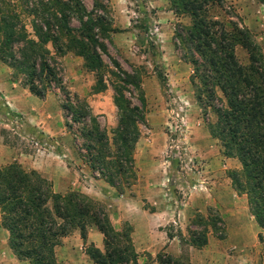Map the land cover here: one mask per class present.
Instances as JSON below:
<instances>
[{"label":"trees","instance_id":"16d2710c","mask_svg":"<svg viewBox=\"0 0 264 264\" xmlns=\"http://www.w3.org/2000/svg\"><path fill=\"white\" fill-rule=\"evenodd\" d=\"M23 1L22 11L32 16L30 34L14 10L8 11L12 3L0 0V63L21 77V85L32 97L43 100L46 93L58 91L62 98L60 109L68 115L69 123L65 120L64 126L68 129L71 124L77 126L75 131L80 143L76 141V147L81 163L93 177L113 188L118 196L122 195L137 180L133 151L139 140L138 125L144 124L140 71L134 68L130 73L122 71L107 54L104 42L110 44L111 21L96 0H92L89 12L80 0H20V3ZM164 1L174 16L189 20L188 26L180 27L182 31L176 32L175 37L183 49L185 59L182 60L191 66L189 82L194 101L201 111L213 114L214 121L206 129L211 138L218 140L222 155L239 162L240 169L229 170L227 177L234 193L245 196L249 215L264 231V57L261 50L247 29L230 20L233 16L222 11L227 20L218 18L223 0ZM96 10H102V14H96ZM71 20L77 27L70 26ZM236 47L245 53V64L237 59ZM67 52L78 56L83 68L94 74V93L105 89L103 72L106 69L111 102L116 110L110 138L87 104L70 95L64 87L57 57ZM102 55L107 56L111 67L103 63ZM125 93L133 95L138 105L132 104ZM142 202V208L146 209ZM194 214L189 223L198 222L200 229L188 230L186 245L203 247L209 223L217 238H223L224 230L213 224L215 217L203 223L200 215ZM0 223L7 232L11 253L28 264H58L54 248L60 245L61 239L76 230L84 241L88 227H94L101 234L103 244L102 251L92 245L85 249L90 262L136 264L127 223L115 230L106 209L98 202L75 190L53 192L47 179L36 171H24L17 163L0 167ZM165 234L169 239L174 236ZM257 237L261 241L260 233ZM155 263L189 264L187 260L164 253L155 255Z\"/></svg>","mask_w":264,"mask_h":264},{"label":"rangeland","instance_id":"374dc122","mask_svg":"<svg viewBox=\"0 0 264 264\" xmlns=\"http://www.w3.org/2000/svg\"><path fill=\"white\" fill-rule=\"evenodd\" d=\"M8 1L12 3L8 11L14 10L25 26L26 33L30 34L32 16L22 11L24 1L23 3H20V0ZM96 1L104 8L106 17L111 21L110 44L104 42L107 54L117 62L122 71L130 73L133 68L140 71L144 94V124L138 125L139 140L133 151L134 172L137 180L134 187L124 192L131 194L134 190L135 194H140L142 187L140 184H144L143 178L146 176L147 184L149 182L153 186L150 190L155 193L152 195L153 199L164 197L163 194H169L172 189L173 195L170 193V197L177 201V207H181L179 201L190 200L192 203L185 218L183 214V219L179 218L177 221L175 219L174 224L153 218L149 221L152 226L147 228V234L144 235L145 232L142 234L140 228L135 229L133 236L135 241L132 242V247L136 254V261L138 264H156L155 255L157 253L170 254L174 249L177 251L178 244L167 242L165 232L177 237L179 231L181 242L178 237L177 239L182 244L181 246L186 248L184 244L187 243L188 230L200 229L198 222L189 223L194 213L197 212L201 221H204L203 223L209 217H215L217 220L213 224L216 228L224 230L223 237H225L226 221L230 224L238 220L241 228L237 227L238 230L235 232L243 234V237L247 236L249 242L245 243L247 245L240 244L238 250L231 249L230 244L222 246L219 250L221 252L225 250V253L229 255L246 254V259H242L240 264H264V259H261L264 258V235L261 234V241H259L258 233L253 234L250 229L251 222L245 196L236 194L237 197L243 196V198H235L237 212L231 215L232 212L229 209L232 208L228 204H232V199L228 198V190L217 196L215 190L211 188L216 183L224 184L222 182L224 178L222 175L218 178L219 170L215 169L216 166L220 167V164L217 162L216 165H209L205 159L208 157L209 160H213L218 155L224 156L218 140L211 138L206 129L207 124L214 121L213 114L208 110L206 113L201 111L194 101L193 88L189 82L191 66L182 60L185 59L183 49L175 37L176 32L182 31L180 27L188 26V18L174 16L168 4L162 3L161 0ZM80 2L86 11H91L92 0H80ZM222 11L233 16L230 19L232 22L249 31L264 57V0H223L222 9L218 10L217 15L220 20L225 21L227 18ZM95 13L101 15L102 10H96ZM70 26L77 27V23L71 20ZM235 54L239 62L246 63V55L239 47H236ZM101 59L107 67H111L107 56L102 55ZM57 61L59 74L66 91L87 104L90 113L96 117L98 124L110 138L111 129L116 123V110L111 102L112 91L107 84L109 76L106 69L103 72L106 87L102 92L94 93V74L83 68L78 56L67 52L62 57H57ZM109 69V71H114L112 68ZM12 81L16 82L12 96L4 97L1 93L12 88ZM125 97L129 98L132 104L138 105L133 95L125 93ZM60 99H62L61 95L54 90L46 93L43 100L40 99L41 101L32 104L29 101L32 100V96L21 85V77L0 63V146L6 149L5 154L0 153L3 159L0 167L17 163L26 172L36 169V172H41L38 173L45 179H51L48 181L52 188V183H56V175L59 173L58 167L66 166L68 178L63 180V186L67 187L65 192L80 191L81 188L76 181L81 183L85 181L84 184L88 185L91 183V178H98L93 177L89 169L80 161L79 149L76 147V141L80 143L75 131L77 126L71 124L70 129L64 126L65 120L68 123L69 121L68 115L60 109ZM54 155L59 158L57 159ZM59 160L64 164L59 163ZM49 170L54 171L53 178L50 172H45ZM229 170L225 171L227 179ZM168 181L170 182L169 192L165 188ZM228 182L229 188L232 189L229 179ZM199 184H202L204 189H200ZM209 188L214 195L210 193V196H207L206 192ZM91 197L106 209L103 199L95 200V196L91 195ZM166 198L169 201L168 196ZM211 198L213 200L216 198L228 205L223 208V213L221 211L219 213L211 206ZM170 201L173 204L172 200ZM240 203L243 212L237 207ZM108 210L112 211L110 208ZM115 219L113 218L114 226L116 225ZM208 226L206 227L208 231L206 240L208 238L218 239L210 223ZM7 236V232L1 228L0 223V264H28L26 261L17 260L11 253ZM66 238L68 240L61 239L64 245L60 241V245L65 249H58L60 245L54 248L56 262L66 264L70 258L75 261V264H84L78 257L80 254L85 255V249L90 245L88 242L91 237L86 236L87 242L85 240L83 243L75 230ZM78 240L82 244H79ZM145 240L148 241L145 244L147 246H143L142 241ZM79 246H81L80 250ZM160 247L162 249L158 250ZM144 248H149L154 256L151 257L145 252L140 253ZM165 248L166 252H162ZM192 249L200 250L201 248L192 247ZM192 249L189 264H197V262L205 264L204 261L207 258L203 257V254H200L202 257L198 258ZM255 249L259 250L257 254L260 260L256 257L252 258L247 253L249 250L254 252ZM143 254L145 257L141 259ZM186 254L187 256L184 257H188V251ZM75 259L79 262L76 263ZM225 259V264H236L234 259L228 256ZM85 260L89 261L88 258ZM217 262V257L211 260V263Z\"/></svg>","mask_w":264,"mask_h":264},{"label":"crops","instance_id":"0c3cea01","mask_svg":"<svg viewBox=\"0 0 264 264\" xmlns=\"http://www.w3.org/2000/svg\"><path fill=\"white\" fill-rule=\"evenodd\" d=\"M161 2L163 3L165 1L161 0ZM15 85H16V82L12 81L11 82L12 88L7 89V91H3V93H1V95H4V97L6 96V97L10 98L12 96L13 88L15 87ZM29 101L32 104H36L35 102L41 101V100L37 99L35 97H32V100H29ZM2 147L3 146H0V153L5 154L6 149L4 147L3 148ZM217 154L218 153L216 150V155ZM54 157H56L57 159L59 158V156H55V155H54ZM2 160H3L2 157H0V163ZM205 162H208L209 165L210 164L216 165L217 162L220 164V167L216 166L215 169L219 170L218 178H220L221 175H222V178H224V181L222 180V182L224 184L216 183L211 188H213V190H215V194L217 196L219 193L223 194V193L227 192V190H228V198L232 199V201H231L232 204H228L229 207H231L232 209H229V210H231L230 212H232L231 215L235 214L237 212V210H236L237 208L235 207V198H241V197L243 198V196L237 197V195L234 193V191L229 188L228 179L225 178L226 177L225 171L228 169L239 170L240 169L239 162L235 158H224V157H221L220 155H218V157H214L213 160H209V158L207 157L205 159ZM59 163L64 164V162H62L61 160H59ZM139 163H145V162H139ZM58 168H59L58 169L59 173L56 175V180H55L56 183L55 184L52 183V191L60 193L61 191H63V192L66 191L67 187L63 186V180H66L68 178V172H67L66 166L58 167ZM34 170L36 171V169H34ZM37 172H39V171H37ZM45 172H50L52 174L51 177L53 178L54 171L49 170V171H45ZM39 173H41V172H39ZM84 178H86V177H84ZM145 178H146V176L143 178L144 184H140V187L142 186L140 194H135L134 190H133L132 196H130L129 194H125V192L122 195L118 196L116 191L113 188L106 185L100 179L91 178V183L88 185L84 184V183H86L85 181H83V183L76 181V183L81 188L80 191H78L79 193H82L86 196L88 195L90 197H91V195L93 197L95 196L94 197L95 200L96 199L100 200L98 198H101V200L103 199V202L106 203V212L108 214L109 221L117 231L121 228L123 223H127L131 227L132 232L130 233V237H131V241L134 242L135 238L133 236L135 234V232H134L135 229L140 228V229H142V234L144 232H145L144 235L147 234V228H150L152 226V223H149V221H151L153 218L161 220L162 222L165 221L166 223L170 222V224L171 223L174 224L175 219H176V221L179 218H180V220L183 219L182 218L183 214H184V218H185V216L187 215V212H188V208H190L192 206L191 201L187 200V202L186 201H179V205L181 207H177L178 206L177 201L170 197L171 194L173 195V193H172V189L169 192V189H170V188H168V187H170L169 181H168L169 183L167 182L168 185L165 188L169 192V194L170 193L171 194L170 195L168 193L163 194L164 197L161 198V196H160V198H157V196H156L157 199H153L152 195L155 193L150 191L153 188V186L149 182L147 184V181H145ZM48 180H51V179L48 178ZM80 181H82V180H80ZM225 182H226V185H225ZM201 185L202 184H199V188L204 189L203 185L202 186ZM55 187H56V189H55ZM132 187H134V186H132ZM211 188H209L208 191L206 192L207 196H210V193H211V195H214V192L212 193V190L210 191ZM166 196H168L169 201L166 198ZM158 197H159V195H158ZM170 200H172L173 204H171ZM142 201H144V204L147 206L146 209L142 208V205H143ZM210 203H212L211 206L213 208H215L219 213H220V211L223 213L224 212L223 208L225 206H228L223 201H219L216 198H214V200L211 198ZM241 203L237 207H239L240 208L239 210L243 212ZM109 208L112 210L111 212H110V210H108ZM220 217H222L221 214H220ZM113 218H116L115 219V224H116L115 226L113 223ZM250 222H251L250 229H251L253 234L254 233H260V234L264 235V231L260 232L259 228L254 223L251 216H250ZM159 223L160 222H158V224ZM240 225H241V223H239L238 220L235 222H232L230 224L228 221H226V223H225V237H223L222 239H216V238L215 239L214 238L209 239L208 238L206 241V244L203 247H201L200 250H193L192 247L186 245V243L184 245H186L188 248L182 247L181 246L182 244L180 243L181 237H179V236H177V237H178L180 242L178 241L177 237H175V236L170 238V239L167 238V236H166L167 242H176V244H178V247L176 248L177 251H175V249H174L173 251H171L172 253H170V252H167V253H170L173 257L184 259V260H187L188 262H190L189 258H190L191 249H192L194 252H196L195 255L198 256V258L202 257V256H200V254H203V257L207 258L204 261L205 264H225L224 261H226V259H225L226 256H228V258L234 259L236 264H240V262H242V259L243 260L246 259V257H247L246 254H240V255L231 254V255H229V254L225 253V250H223L224 252H221L219 250V248H221L222 246H225L227 244L231 245V249L234 248L236 250L239 249L238 247L240 244L247 245V244H245V243L249 242V240L247 241V236L243 237V234L240 235L239 233L235 232L238 230L237 227L241 228V227H239ZM143 229H144V231H143ZM86 236H87V238L91 237L90 242H88V244L92 245L94 248L98 249L99 251H102V249H103L102 236H101V234H99L95 230L94 227H88L86 229ZM66 237H68V236H66ZM66 237L62 238V240H64V239L68 240V238H66ZM87 238L85 237L86 242H87ZM80 240H78L80 242L79 244H82L81 243L82 240L81 241ZM85 240L82 242L85 243ZM61 242H62V245L65 244V243H63V241H61ZM142 242L144 244L143 246H147V245H145L148 243L147 240L142 241ZM162 244H163V242H162ZM256 248H258V247H256ZM58 249H65V247L60 245L58 247ZM80 249H81V246H79V250ZM161 249H162V247H160L158 250H161ZM244 249H246V247H244ZM135 251L137 252V250H135ZM187 251H188V257H184L185 255L187 256V254H186ZM226 251H228V249ZM142 252H145L146 254L150 255L151 257L154 256V254L150 252L149 248L142 249L140 253H142ZM156 252H158V251H156ZM162 252H166V248L163 249ZM247 253H249V255L252 258L255 259V257H256V259L260 260L259 254H257V253H259L258 249H255L254 252L249 250V252L247 251ZM143 257H145V254L142 255L141 259ZM215 257H217L218 262L217 263H211V260L214 259ZM78 258L84 264H93L90 261L86 262L85 259H87V257L83 254H80V257H78ZM261 259L263 260L264 258H261ZM78 262L79 261L76 260V263H78ZM72 263L75 264V261L74 260L72 261V259L69 258L66 264H72ZM136 264H138L137 261H136ZM197 264H201V263L197 262Z\"/></svg>","mask_w":264,"mask_h":264}]
</instances>
